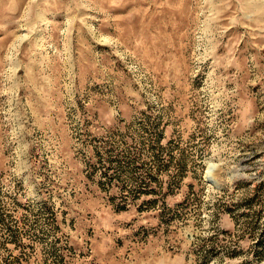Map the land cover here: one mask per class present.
<instances>
[{
    "label": "rangeland",
    "instance_id": "rangeland-1",
    "mask_svg": "<svg viewBox=\"0 0 264 264\" xmlns=\"http://www.w3.org/2000/svg\"><path fill=\"white\" fill-rule=\"evenodd\" d=\"M0 264H264V0H0Z\"/></svg>",
    "mask_w": 264,
    "mask_h": 264
},
{
    "label": "bare ground",
    "instance_id": "bare-ground-1",
    "mask_svg": "<svg viewBox=\"0 0 264 264\" xmlns=\"http://www.w3.org/2000/svg\"><path fill=\"white\" fill-rule=\"evenodd\" d=\"M209 173V172H208Z\"/></svg>",
    "mask_w": 264,
    "mask_h": 264
}]
</instances>
